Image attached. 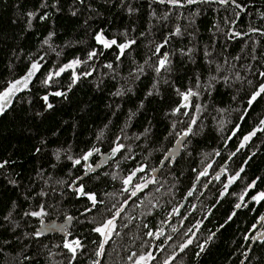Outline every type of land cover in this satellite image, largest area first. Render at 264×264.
Masks as SVG:
<instances>
[{"label": "trees", "instance_id": "trees-1", "mask_svg": "<svg viewBox=\"0 0 264 264\" xmlns=\"http://www.w3.org/2000/svg\"><path fill=\"white\" fill-rule=\"evenodd\" d=\"M30 72L0 111V264H264V0H0V95Z\"/></svg>", "mask_w": 264, "mask_h": 264}, {"label": "snow or ice", "instance_id": "snow-or-ice-1", "mask_svg": "<svg viewBox=\"0 0 264 264\" xmlns=\"http://www.w3.org/2000/svg\"><path fill=\"white\" fill-rule=\"evenodd\" d=\"M162 2H163V0H162ZM169 2L172 3V4H179L180 0H169ZM187 2H188V3H195V2H197V0H187ZM219 2H220V3H225V4H226V3H228V0H219ZM233 3H235V0H233ZM237 7H239V5H237ZM253 31H258V30L253 29ZM177 33H179V29H177ZM237 35H239V34H237ZM97 40L100 41L101 43H104L106 47L111 46V44H116V41H115V40H113V41H111V42H107V41H104V40L102 39L101 36H98V37H97ZM131 43H135V41H131ZM128 46H130V45H120L119 47L121 48V52H123V49H124L125 47H128ZM160 47H163V45H161ZM157 51H159V48L157 49ZM94 55H95V52L90 53V56H94ZM166 61H167V57L165 56V58H164V59H161L159 63H160L161 66H164L165 63H166ZM74 63H79V61H76V62H74ZM36 67H37L36 65H33V69H35ZM108 67L110 68V67H112V66H111V65H108ZM61 71H63V69H61ZM58 74H59V73H57V75H58ZM88 74H90V73H86L85 75H88ZM31 75H32V72H30V73L28 74V76H26V77L24 78L23 82H21V81H17L16 84H13V85H12V88H11L8 92L4 93L3 96H0V99H6L7 97H9V96L11 95V92L16 88V85H17V84H21V83H23V84L26 86V84H27V82H28V80H29V78H30ZM260 75H261V76H264V72H261ZM50 78H51V77H49V79H50ZM262 93H264V84H261V85L259 86V90L256 91V92L252 95V97H251L249 103L251 104L253 101H255L256 98H257L258 96H260ZM55 95H58V96H59V95H63V93L57 92V93H55ZM189 95H193V93L189 92L188 94H186V95L184 96V99L187 100ZM44 99H45V101H47V97H44ZM3 107H4V106H3L2 104H0V111H3ZM48 107L51 108L52 105H51V104H48ZM176 111H179V109H176ZM192 122L195 123L194 120H193ZM189 131H190V129H189ZM186 134H187V133H185V135H186ZM122 147H123V145H117V147L114 149V151H119L120 148H122ZM90 155H92L91 152H89L87 155H85V156H84V159L87 160V159H88V156H90ZM76 163H80V161L77 160ZM3 166H4L3 164H0V167H3ZM142 170H143V169H141V171H142ZM130 179H131V177H129V179L125 180L124 183H125V184H128V183L130 182ZM145 186H146V185H145ZM79 191L81 192V194H84V190H83L82 187L79 189ZM132 195H136V193L133 192ZM260 195H261V198H264V193H261ZM89 199L92 201L93 206H95V204H96V202H97V201H96V197H95V195H94V194H91V195L89 196ZM239 207H240V205L237 204V205H236V208H239ZM26 214H30V215H32V216H41V215H43L44 213H43L42 211H40V212H32V213H26ZM115 216H119V212H117V213L115 214ZM69 219H71V218H69ZM114 227H115V219L113 218V219H108V220L106 221V223L103 224V226H101V227H97V228L94 229L95 232L100 233L101 236H104V241L101 243V245H100V250L97 252V255H101V254L103 253L104 244H106V243L108 242V239L110 238V233H111V231L114 229ZM40 234H41V233H37V235H40ZM148 235H149V236H152L153 234H152L151 232H149ZM74 243L76 244L77 247L80 246V242H79V241H75ZM191 243H192V240L190 239V240L187 241V244H185L184 247H187V245H188V244H191ZM64 247H65V248H68L69 251H71L73 254H75V252H76V247H73V244H72V243H66V244L64 245ZM201 250H203V249H201ZM144 259H145L144 256H141V257H140V260H144ZM96 264H99V261H97ZM137 264H139V261H137Z\"/></svg>", "mask_w": 264, "mask_h": 264}, {"label": "water", "instance_id": "water-1", "mask_svg": "<svg viewBox=\"0 0 264 264\" xmlns=\"http://www.w3.org/2000/svg\"><path fill=\"white\" fill-rule=\"evenodd\" d=\"M187 137H183L181 138L176 145L168 152V154L166 155V157L161 161L160 165L154 170L153 175L155 177H158L159 174L161 173V171L163 170V168L165 167V165L174 157L178 156L181 154L182 148L185 144ZM89 158V156H88ZM243 202V200L241 201V203ZM240 203V204H241ZM239 204V205H240ZM262 220H264V217L261 219L260 222H258L255 227L252 229L251 233H254L255 230L260 226V224L262 223ZM168 225V223L166 224V226ZM48 226H51V232L56 235V234H60L63 237H67L69 235V229L72 226V222L70 219H66L65 221H53L50 224H48ZM165 226V228H166ZM256 240L253 241V243L251 244V249L253 248V246L255 245Z\"/></svg>", "mask_w": 264, "mask_h": 264}, {"label": "rangeland", "instance_id": "rangeland-1", "mask_svg": "<svg viewBox=\"0 0 264 264\" xmlns=\"http://www.w3.org/2000/svg\"><path fill=\"white\" fill-rule=\"evenodd\" d=\"M99 36H101L102 37V34H100ZM102 39H103V37H102ZM104 40V39H103ZM100 42V41H99ZM75 66H76V68H75V70H78L79 68H77V67H80V63H75ZM54 76H56L57 75V73L56 74H53ZM32 76L33 75H31L30 76V78H29V80L32 78ZM24 80V79H23ZM23 80H21V82H23ZM28 80V81H29ZM24 86V84L23 83H21V84H17L16 85V88L11 92V95L9 96V97H7L6 99H0V104H2L4 107H3V109L7 106V104L10 102V100H11V98H12V96L14 95V93L15 92H17V90L18 89H21L22 87ZM10 90V89H9ZM9 90H7L6 92H8ZM6 92H4V93H6ZM4 93H2L0 96H3V94ZM252 134L253 133H251L250 135H248V138L249 137H251L252 136ZM149 179V180H148ZM152 181L153 180H150V178H147L146 179V182H144V183H142V184H139V186H138V189L139 190H142V189H144L145 187H147L150 183H152ZM146 185V186H145ZM113 219V218H112ZM114 219H115V221H116V217H114ZM115 228V227H114ZM114 230V229H113ZM113 230L111 231V233H110V238H111V236H112V232H113ZM109 238V239H110ZM108 239V240H109ZM104 241V236H102V242ZM75 241H72V240H68L67 239V243H72L73 244V247H76V249H77V246H76V244L74 243ZM105 245V244H104ZM76 253V252H75ZM151 259H152V256L151 255H147L146 257H145V259L144 260H140V263L141 264H150L151 263Z\"/></svg>", "mask_w": 264, "mask_h": 264}, {"label": "flooded vegetation", "instance_id": "flooded-vegetation-1", "mask_svg": "<svg viewBox=\"0 0 264 264\" xmlns=\"http://www.w3.org/2000/svg\"><path fill=\"white\" fill-rule=\"evenodd\" d=\"M263 236H264V220H262V223L256 229V232L251 236V240L253 239V241L256 240V242H257L258 240L262 239Z\"/></svg>", "mask_w": 264, "mask_h": 264}]
</instances>
